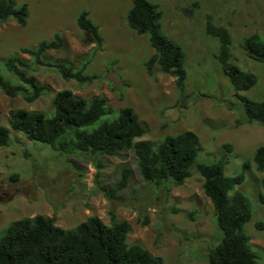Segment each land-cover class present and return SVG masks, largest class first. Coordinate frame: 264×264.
<instances>
[{"label":"rangeland","instance_id":"374dc122","mask_svg":"<svg viewBox=\"0 0 264 264\" xmlns=\"http://www.w3.org/2000/svg\"><path fill=\"white\" fill-rule=\"evenodd\" d=\"M17 1L28 4L29 19L26 26L14 19L0 22V68L7 78V56L21 47L50 40L56 32L64 36L65 45L49 52L48 58L79 65L94 46L90 35L76 23L84 9L90 10L100 26L104 45L87 69L90 75L99 76L93 83L66 80L41 66L36 75L52 91L36 101L29 103L22 96L10 97L0 90V126L9 127V113L16 108L43 110L51 115L55 93L70 89L87 98L103 94L114 109L89 129L113 120L120 108L131 106L147 127L140 139L150 140L154 146L167 135L194 131L201 144L198 162L210 163L227 155L226 175L245 176L235 189L251 200L254 213L245 231L259 255L258 264H264V226H259L264 224V172L257 170L253 159L256 148L264 145V124L244 121L236 125V119H245L244 107L217 58L220 40L206 32L209 18L229 28L232 61L259 79L257 85L241 94L264 100V62L250 57L243 47L244 39L254 33L264 38V0H151L163 11L164 33L186 51L185 90L191 95L187 107L176 106L179 92L175 77L162 72L148 75L144 62L155 49L148 34H138L127 22L133 0ZM231 104L233 109L228 107ZM225 144H232V150ZM98 162L103 163L100 170ZM245 163H249L248 168ZM124 168L132 172L129 186L111 202L99 190L95 176L99 171L101 183L113 186ZM15 173L18 180L12 179ZM203 182L194 167L184 184L158 186L144 180L132 150L115 156L67 154L12 129L10 144L0 146V236L12 221L38 214H56L57 224L67 229L92 215L111 224L110 210L114 206L117 220L131 224L129 243L144 245L162 257L164 264H209V250L220 243L223 233ZM146 218L149 222L145 224Z\"/></svg>","mask_w":264,"mask_h":264},{"label":"trees","instance_id":"16d2710c","mask_svg":"<svg viewBox=\"0 0 264 264\" xmlns=\"http://www.w3.org/2000/svg\"><path fill=\"white\" fill-rule=\"evenodd\" d=\"M162 15L160 6L153 1L133 0L126 17L129 26L138 34H148L155 49V53L144 62L148 75L162 72L175 77L179 92L176 106L187 107L191 97L185 90L187 54L179 42L164 33ZM10 19L26 26L28 4L0 0V22ZM76 23L94 43L79 65L48 58L49 52L60 50L65 45L64 36L56 32L52 39L35 46L21 47L19 52L4 59L9 77L0 68V90L10 97L22 96L29 103L36 101L45 92L52 91L36 75L41 66L54 70L66 80L93 83L99 76L90 75L87 69L97 52L103 50L104 37L90 10H82L76 17ZM206 32L220 40L217 58L229 77L235 96L244 107L245 119H236V125L244 121L264 124V100L241 94L257 85L259 79L254 72L244 70L232 61L229 28L217 25L209 18ZM243 47L250 57L264 62V38L259 33L246 37ZM228 107L233 109V104ZM52 109L51 115L43 110L12 109L9 127L0 126V146L10 144L13 129L25 133L30 140L50 144L67 154L115 156L121 151L132 150L144 180L158 186L168 183L182 185L193 175L196 167L204 178V192L212 201L217 224L223 233L220 243L209 250V264H258L259 255L253 251L251 237L245 231V225L253 218L252 203L245 193L235 189L245 176L226 175L227 155L210 163L198 162L200 138L191 130L167 135L156 146L150 140L140 139L147 133V127L131 106L120 108L113 120L102 121L89 129L102 117L114 112L103 94L87 98L70 89H62L53 96ZM225 147L232 150L233 145L225 144ZM253 159L257 170L264 172V145L256 148ZM97 167L100 170L103 163L98 162ZM245 167L248 168L249 163H245ZM131 173L130 168H124L120 180L113 186H107L101 183L98 171L96 184L113 202L129 186ZM12 179L18 180L19 174H13ZM167 188L170 189L169 186ZM262 199L264 201V197ZM115 208L113 206L110 210L111 224L98 215H92L72 229L58 225L56 214H38L14 220L0 236V264H164L162 257L152 254L144 245L128 242L131 224L117 220ZM148 222L146 218L144 223ZM259 226L264 224L261 222Z\"/></svg>","mask_w":264,"mask_h":264}]
</instances>
